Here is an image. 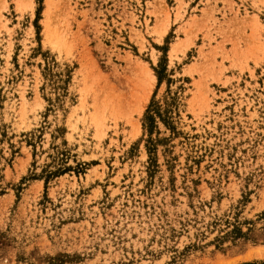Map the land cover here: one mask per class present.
Wrapping results in <instances>:
<instances>
[{
	"label": "rangeland",
	"instance_id": "obj_1",
	"mask_svg": "<svg viewBox=\"0 0 264 264\" xmlns=\"http://www.w3.org/2000/svg\"><path fill=\"white\" fill-rule=\"evenodd\" d=\"M263 263L264 0H0V264Z\"/></svg>",
	"mask_w": 264,
	"mask_h": 264
},
{
	"label": "trees",
	"instance_id": "obj_2",
	"mask_svg": "<svg viewBox=\"0 0 264 264\" xmlns=\"http://www.w3.org/2000/svg\"><path fill=\"white\" fill-rule=\"evenodd\" d=\"M153 107V105L151 104V106L149 107L148 111H147V115L145 118V121L147 124H149V126H152V123L154 121V116L152 113H154V111L151 109ZM264 264V263H263Z\"/></svg>",
	"mask_w": 264,
	"mask_h": 264
}]
</instances>
